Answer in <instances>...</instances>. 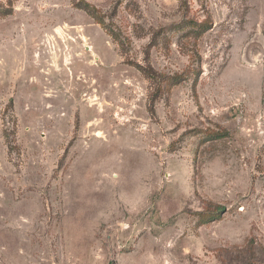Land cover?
Instances as JSON below:
<instances>
[{"label":"rangeland","instance_id":"obj_1","mask_svg":"<svg viewBox=\"0 0 264 264\" xmlns=\"http://www.w3.org/2000/svg\"><path fill=\"white\" fill-rule=\"evenodd\" d=\"M0 264H264V0H0Z\"/></svg>","mask_w":264,"mask_h":264},{"label":"trees","instance_id":"obj_2","mask_svg":"<svg viewBox=\"0 0 264 264\" xmlns=\"http://www.w3.org/2000/svg\"><path fill=\"white\" fill-rule=\"evenodd\" d=\"M199 31H201V32H202V31H204V29H202V28H201V30H199ZM220 210H221V209H219V208H218V211H220Z\"/></svg>","mask_w":264,"mask_h":264}]
</instances>
